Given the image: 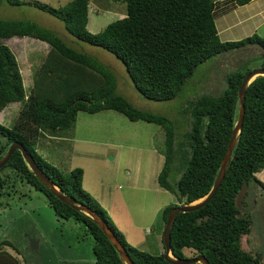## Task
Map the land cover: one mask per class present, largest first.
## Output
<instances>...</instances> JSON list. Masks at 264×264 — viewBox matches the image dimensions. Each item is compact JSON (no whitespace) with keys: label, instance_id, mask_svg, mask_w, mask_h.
I'll use <instances>...</instances> for the list:
<instances>
[{"label":"trees","instance_id":"obj_1","mask_svg":"<svg viewBox=\"0 0 264 264\" xmlns=\"http://www.w3.org/2000/svg\"><path fill=\"white\" fill-rule=\"evenodd\" d=\"M113 1L126 3L128 12L98 33L88 29L90 0H72L59 8L46 3L31 4L64 21L76 38L101 46L122 60L136 89L152 100L176 98L197 68L211 58L250 45L264 50V36L258 33L240 40H222L215 0ZM231 1L244 5L251 0ZM4 2L16 6L31 1L0 0V5ZM14 36H30L50 45L28 91L16 55L2 41ZM258 66L264 67V60ZM252 69L229 72L226 87L219 94L202 93L190 99V129L178 137L174 119L142 110L118 94L114 72L94 56L73 48L55 32L31 20L0 19V113L10 103L22 104L11 126L0 122V158L12 142H21L58 187L109 223L135 264H173L165 258V250L154 254L130 244L108 211L83 187L84 170L78 167L62 171L39 154L38 141L46 133L58 136L60 131L72 128L80 111L95 114L116 110L130 120L161 126L166 133L162 150L165 162L158 180L179 200L163 209L165 228L173 207L199 200L211 190L232 136L239 89ZM245 104L241 139L220 188L204 207L176 216L171 230V251L176 257L204 255L210 264H262L261 254L242 248L241 238L250 233L252 220L238 206L237 195L245 181L248 186L254 181L264 189V180L259 176L264 170V76L250 83ZM18 183L43 192L59 217L84 222L94 240L96 264H124L96 222L53 194L33 174L20 150L0 169V195L10 194ZM4 246L14 245L10 240L0 242V264H21L19 257ZM187 250L193 254L188 255Z\"/></svg>","mask_w":264,"mask_h":264},{"label":"rangeland","instance_id":"obj_2","mask_svg":"<svg viewBox=\"0 0 264 264\" xmlns=\"http://www.w3.org/2000/svg\"><path fill=\"white\" fill-rule=\"evenodd\" d=\"M91 1L92 9L99 5L98 13L91 11L89 14V25L93 26V31L88 29L93 33L103 31L109 23L128 12L127 4L123 2ZM215 1L218 29L223 28L222 16L228 18L222 21L230 24L238 22L234 28L227 29L225 35L220 33L222 40H240L254 33L264 36L263 0H259L258 11L261 13L252 18L249 16L257 6L252 2L254 0L244 5L232 3L231 0ZM32 2L59 8L71 1L32 0L16 6L4 2L0 5V19L31 20L55 32L73 48L94 56L114 72L118 94L142 110L174 119L178 137L190 129L192 116L187 109L190 99L202 93L219 94L226 87L229 72L256 67L264 60V50L258 45L216 56L197 68L176 98L152 100L136 89L122 60L101 46L76 38L66 29L64 21ZM240 18L242 21H236ZM47 47L49 43L41 42L17 49L27 91L33 83L35 71L47 56ZM21 107L20 102L10 103L0 113V122L11 126ZM165 140L166 133L158 124L133 121L116 110L107 109L95 114L80 111L72 128L60 131L58 136L42 135L37 150L43 158L64 172L82 168L83 187L108 211L128 242L158 254L159 245L164 251V229L158 227L163 226V209L169 204L179 203L174 193L159 184L157 176L165 162L162 153ZM154 148L156 152H153ZM259 176L264 180V170ZM13 189L15 191L12 190L10 194L0 195V242L10 240L20 253L14 246L4 248L18 255L22 264H96L94 240L87 233L84 222L59 217L45 194L25 183H18ZM247 193L245 206L241 204V208L250 215L252 226L250 233L242 236L241 245L246 251L261 254L264 264V189L253 181ZM39 242L41 247H37ZM186 252L193 254L189 250Z\"/></svg>","mask_w":264,"mask_h":264},{"label":"water","instance_id":"obj_3","mask_svg":"<svg viewBox=\"0 0 264 264\" xmlns=\"http://www.w3.org/2000/svg\"><path fill=\"white\" fill-rule=\"evenodd\" d=\"M258 76H264V67L256 66L245 76L242 85L238 92V103L236 108V115H235V125L233 128L232 136L224 155V158L221 162L220 168L214 180V184L209 191V193L196 201L191 203H185L183 205L175 206L171 209L168 214L166 226L164 229L163 240L165 245V258L173 263V264H191V263H200V264H210L209 260L206 256L201 255L198 257H191V258H181L176 257L171 251V230L173 224L175 222L176 216L180 212H190L194 210H198L205 205H207L210 200L214 197L218 189L220 188L226 173L229 169L231 164V160L234 155V151L241 139V132L244 125L245 114H246V94L247 89L250 83L255 80ZM16 150H20L24 160L26 161L27 165L33 172V174L53 193L55 194L61 201L69 204L74 209L83 212L84 214L88 215L96 224L105 232L108 236L109 240L114 245L115 249L119 253L120 259L124 262V264H135L133 259L131 258L126 246L122 243L119 239L117 234L111 228L109 223L95 210L91 207L86 205L84 202L78 200L76 197L64 192L60 187H58L52 178L38 165L36 160L34 159L33 155L28 152L26 147L19 141L12 142L6 151L4 152L3 156L0 158V169H2L10 160L12 155ZM248 188V181H245L242 189L240 190L239 194L237 195V204L241 207V202L246 195ZM36 244V240H34Z\"/></svg>","mask_w":264,"mask_h":264},{"label":"crops","instance_id":"obj_4","mask_svg":"<svg viewBox=\"0 0 264 264\" xmlns=\"http://www.w3.org/2000/svg\"><path fill=\"white\" fill-rule=\"evenodd\" d=\"M23 1H32V0H23ZM70 1H72V0H70ZM252 2H254V4H257V6L253 9V10H255V12L253 13V14H251L249 17L250 18H252V16H254V15H257V14H260L261 12L260 11H258V8H259V6H260V4H259V0H254V1H252ZM263 2H264V0H263ZM90 3H91V6H92V1L90 0ZM234 3V2H233ZM253 4V3H252ZM98 6L99 5H96V8L95 9H92V7L90 8V12L91 11H97V13L99 12V9H98ZM250 6H252L251 4H250ZM263 10H264V4H263ZM90 12H89V14H90ZM115 15H116V13H115ZM124 16V15H123ZM123 16H121V17H123ZM227 16H222V18H220V20H221V24H222V27L223 28H219L218 30H219V33H222V34H224L225 35V32H226V30L227 29H232V28H234V26L238 23V22H236V23H229L228 21H222L223 20V18H226ZM5 18V17H4ZM5 19H11L10 17H7V18H5ZM23 18H16V19H14V20H22ZM226 19H228V18H226ZM12 20V19H11ZM24 20V19H23ZM240 20H241V18L239 19V20H236V21H239L240 22ZM242 21V20H241ZM91 24V23H90ZM218 25H219V23H218ZM44 26V25H43ZM88 27L90 28V30L91 31H93V26L92 27H90V25H89V22H88ZM258 31V30H257ZM34 39V40H33ZM5 44H8V46L12 49V51L14 52V54L16 55V58H17V60H18V63H19V59H18V54H17V49L21 46V47H30V45H32V44H35V43H37V44H40L41 42H43V43H47V42H45V41H43V40H40V39H37V38H30V36H24V37H18V36H14V37H12V38H9V39H3L2 40ZM48 44V43H47ZM48 49H47V51H46V53H48L49 52V50H50V45H49V47H47ZM19 67H20V65H19ZM23 80H24V78H23ZM24 85H25V83H24ZM152 150V149H151ZM154 151L153 152H156V148H154L153 149ZM151 151H149V153H150ZM153 152L151 153V154H153ZM150 154V155H151ZM162 154V153H161ZM160 154V156H162ZM152 157V156H151ZM164 160H165V157H164ZM154 163V162H153ZM163 167V166H162ZM160 171H161V169H160ZM159 171V172H160ZM159 175V173H157V176ZM84 179V178H83ZM137 223V222H136ZM161 230H163V229H165L164 228V225L163 226H158ZM157 228V227H156ZM156 231V230H155ZM149 233H150V231H149ZM164 234V233H163ZM41 244H40V242L38 243V246L37 247H41L40 246ZM163 247H164V250H165V245H164V243H163ZM158 253H162V252H164V251H162V247H161V245H159L158 246ZM14 254V253H13ZM16 255V254H15ZM18 256V255H17ZM19 257V256H18ZM19 259H20V261H21V258L19 257ZM21 264H22V261H21Z\"/></svg>","mask_w":264,"mask_h":264}]
</instances>
